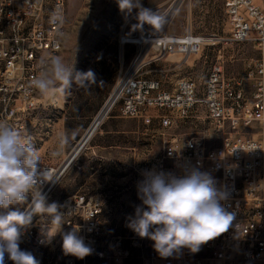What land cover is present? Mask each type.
Listing matches in <instances>:
<instances>
[{
  "label": "built area",
  "instance_id": "2783aa9c",
  "mask_svg": "<svg viewBox=\"0 0 264 264\" xmlns=\"http://www.w3.org/2000/svg\"><path fill=\"white\" fill-rule=\"evenodd\" d=\"M185 1L172 0L160 14L166 17L173 10L166 28L158 33V49L150 59L140 61L149 42L136 41L142 35L148 39L157 34L149 25H144L143 32L120 35L122 45L135 44L138 48L116 85L109 112L117 109L122 117L139 118L147 125L157 123L163 129L162 150L146 171L177 177L194 168L208 173L216 187L227 193L221 204L234 213L232 225L201 245L197 253L184 248L162 258L152 240L138 235L106 243L103 199L78 192L61 204L63 227L65 232L78 228V235L92 254L82 260L66 255L64 264H96L108 257L115 264L131 259L141 264H234L238 258L247 264H264V0L224 1L229 42L250 41L259 52L257 57L245 60L242 72L227 73L226 60L220 55L211 63L203 88L184 77L171 90L160 79L144 74L147 64L170 54L197 55L213 37L193 32L190 22L184 33H168ZM66 26L67 0H0V120L30 135L33 143L40 139L38 120L33 117L39 110V91L31 87V81L41 70V58L57 56L62 50ZM219 40L216 38V42ZM200 120L210 124L198 127L208 128V136H198V129L183 136L167 131L177 121L198 125ZM248 128H260L263 138L244 132ZM64 163L40 160L38 164V171L48 170L47 178L55 177L57 181L38 182L47 199L69 167ZM25 236L37 243L44 241L32 226L21 240Z\"/></svg>",
  "mask_w": 264,
  "mask_h": 264
},
{
  "label": "rangeland",
  "instance_id": "374dc122",
  "mask_svg": "<svg viewBox=\"0 0 264 264\" xmlns=\"http://www.w3.org/2000/svg\"><path fill=\"white\" fill-rule=\"evenodd\" d=\"M146 1L140 0V4L146 7ZM224 1L213 0L206 4L204 0H186L167 29L169 34L184 33L187 23L191 21L193 32L221 40L207 44L197 55L183 57L170 54L152 61L144 68V74L160 79L163 86L171 90L184 77L195 80L203 88L211 63L220 55H224L226 60L227 73L242 72L245 60L257 57L259 52L253 42H229L230 26L224 11ZM163 11L157 12L161 14ZM137 12L135 8L131 14L121 12L116 0H67V26L63 47L57 56L69 67L72 66L73 76L77 72L91 69L95 73L96 82L89 85L74 83L63 95L57 93L55 97L38 93L39 110L33 117L38 120L40 139L34 142V146L40 160L56 165L65 161L92 124L93 118L110 99L119 79L128 68L129 55L132 56L138 48L135 44L122 45L119 42L123 32L128 35L136 32L133 30L137 23L136 16L127 27L124 23ZM123 54L125 62L122 68ZM201 114L205 117L204 112ZM108 120H114L113 128L123 129V132L111 134L112 137L98 135L89 140L47 199L48 203L55 202L59 206L58 210L63 213L61 204L68 196L78 192L100 196L104 202L103 228L106 243L117 237L137 236L127 225L135 215L136 207L142 206L138 197V183L144 179L149 163L161 153L160 131L163 130L157 123L147 125L140 119L123 118L117 109L110 112ZM202 125L210 126L204 120H200L198 125L194 121H177L167 131L183 136ZM244 132L255 138H263V130L260 128H248ZM62 136L67 137V143H62ZM116 139L118 143L122 142L123 149L111 151L100 147ZM32 227L44 237V241L37 243L33 238L25 236L19 245L20 249L30 252L39 264H64L63 225L57 233L59 224L52 222L50 217L38 214ZM45 229L52 236L51 240L45 237ZM4 264H14L7 254ZM96 264L115 263L108 257ZM124 264L141 263L131 259ZM234 264L247 263L238 258Z\"/></svg>",
  "mask_w": 264,
  "mask_h": 264
},
{
  "label": "clouds",
  "instance_id": "9594fccd",
  "mask_svg": "<svg viewBox=\"0 0 264 264\" xmlns=\"http://www.w3.org/2000/svg\"><path fill=\"white\" fill-rule=\"evenodd\" d=\"M116 2L121 12L127 14L138 9L133 30L143 32L145 24L154 33L163 29L165 17L143 7L140 0ZM40 64L41 70L32 79L31 87L44 96L63 95L74 83L96 82L91 69L73 76L72 66L59 56L42 57ZM61 140L67 143L66 136ZM39 163L33 138L0 120V210H4L0 212V264H4L6 254L14 264H39L30 252L19 247L24 232L38 214L59 224L57 233L64 224L65 215L58 210L59 206L55 202L48 203L38 186L41 180L57 181L55 177L47 178L48 170L38 171ZM138 197L142 206L136 207L127 226L139 237L152 240L154 250L162 258L173 256L184 248L197 253L201 245L227 232L235 218L234 213L221 204L227 199V193L216 187L208 173L195 168L180 177L146 171L144 179L138 183ZM43 232L51 240L47 230ZM62 250L65 255L81 260L92 254V249L78 235V228L62 233Z\"/></svg>",
  "mask_w": 264,
  "mask_h": 264
},
{
  "label": "crops",
  "instance_id": "0c3cea01",
  "mask_svg": "<svg viewBox=\"0 0 264 264\" xmlns=\"http://www.w3.org/2000/svg\"><path fill=\"white\" fill-rule=\"evenodd\" d=\"M213 0H204V3H206V4H210L211 2H212ZM172 2V0H147L146 1V7L145 8H149V9H151L153 12H155V11H158V10H165L167 7H168V5L170 4ZM137 15V13H135L134 15H132V16H130L129 18H127L126 19V21H125V23H124V26H128V24H130V22L132 21V19L134 18L133 16H136ZM190 23H191V21H190ZM134 34V33H133ZM176 34H181V33H176ZM128 53L129 54H131V49L130 48H128ZM135 53H136V51L132 54V56L131 55H129V60L127 61V63H128V67H129V65L131 64V62L133 61V58H134V56H135ZM124 54H123V59H122V68H123V66H124V62H125V60H124ZM131 56V57H130ZM150 63V62H149ZM148 63V64H149ZM147 64V65H148ZM103 108V107H102ZM101 108V109H102ZM101 111V110H100ZM100 111L97 113V115L100 113ZM96 115V116H97ZM96 116L93 118V120L96 118ZM122 117V116H121ZM107 118H109V115L108 116H106L105 118H104V120H102V122H101V124H100V126H99V128H98V130L95 132V134L93 135V137L90 139V140H92L95 136H98V135H107V137H112L111 136V134H118V133H121V132H123V129H118V128H113V125H114V120H108L107 121ZM123 118H125V117H123ZM127 119H133V118H127ZM134 119H139V118H134ZM92 120V121H93ZM141 120V119H140ZM91 121V122H92ZM88 128V127H87ZM87 131V130H86ZM85 131V132H86ZM99 146V145H98ZM100 147L101 148H105V149H111V151H114V149L115 150H117V149H123V144H122V142H119L118 143V141H117V139L112 143V142H110V143H108V144H105V145H100ZM113 149V150H112ZM74 150V149H73ZM72 153V152H71ZM70 153V154H71ZM69 154V155H70ZM80 154V153H79ZM79 154H78V156H79ZM68 155V156H69ZM68 156H67V158H68ZM77 156V157H78ZM77 157H75V159L73 160V162H75V160H76V158ZM66 158V159H67ZM72 162V163H73ZM71 163V164H72ZM71 164L69 165V167L71 166ZM68 167V168H69Z\"/></svg>",
  "mask_w": 264,
  "mask_h": 264
},
{
  "label": "bare ground",
  "instance_id": "6f19581e",
  "mask_svg": "<svg viewBox=\"0 0 264 264\" xmlns=\"http://www.w3.org/2000/svg\"><path fill=\"white\" fill-rule=\"evenodd\" d=\"M172 15H173V10L170 11L169 14L165 17V24H164V27L163 28H166V26L168 24V21H169V19L171 18ZM158 33L154 37H152V38L146 39V37L144 35H142L141 37L138 38V40H136L137 42H143V41L149 42L148 45L146 46L145 53L142 55L140 61L141 60L148 59L149 55L153 51H156L158 49L157 42H159L160 39H161V36H159ZM208 41H209L210 44H214L216 42V38L215 37L209 38ZM114 98H115V96L112 97L111 100L106 104L105 108L103 109V111L101 112V114L99 115V117L97 119L95 118L96 120L92 122L93 124H92L91 128L89 127L90 128V130H89L90 136H89L88 140L85 142V144L81 147V149L79 150V152L76 154L75 157H77L78 154L83 150V148L86 146V144L88 143V141L93 137V135L95 134V132L98 130V128H99L102 120L106 117V115L108 113H110L109 110L111 109V106H112V103L114 101ZM198 136H208V128H198ZM81 144H82V142H80V144L78 145V147ZM55 187L56 186H53L52 187V192L55 189Z\"/></svg>",
  "mask_w": 264,
  "mask_h": 264
},
{
  "label": "water",
  "instance_id": "95a60500",
  "mask_svg": "<svg viewBox=\"0 0 264 264\" xmlns=\"http://www.w3.org/2000/svg\"><path fill=\"white\" fill-rule=\"evenodd\" d=\"M113 94L111 95L110 99L107 101V103L111 100ZM106 103V104H107ZM106 104L103 106V108L101 109L100 113L96 116V119L99 117V115L101 114V112L103 111V109L105 108ZM96 119H94L93 121H95ZM93 124V123H92ZM92 124L90 125V128L92 126ZM89 129H87V131L85 132V134L82 136V138L79 140V142L77 143L76 147L74 148V150L72 151V153L68 156V158L65 160V166L67 167L75 158L76 154L79 152V150L81 149V147L85 144V142L88 140L90 133H89ZM85 138V139H84ZM80 142H82V144L78 147V145L80 144Z\"/></svg>",
  "mask_w": 264,
  "mask_h": 264
}]
</instances>
